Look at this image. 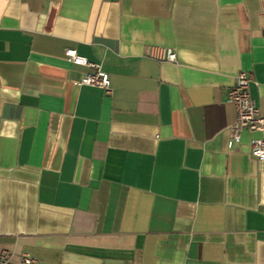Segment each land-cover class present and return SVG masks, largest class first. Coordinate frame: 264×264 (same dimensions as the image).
Wrapping results in <instances>:
<instances>
[{
	"label": "crops",
	"instance_id": "0c3cea01",
	"mask_svg": "<svg viewBox=\"0 0 264 264\" xmlns=\"http://www.w3.org/2000/svg\"><path fill=\"white\" fill-rule=\"evenodd\" d=\"M241 71L264 115V0H0V264H264Z\"/></svg>",
	"mask_w": 264,
	"mask_h": 264
},
{
	"label": "built area",
	"instance_id": "2783aa9c",
	"mask_svg": "<svg viewBox=\"0 0 264 264\" xmlns=\"http://www.w3.org/2000/svg\"><path fill=\"white\" fill-rule=\"evenodd\" d=\"M65 54L72 64L91 67L95 70L93 73L83 77L80 85L99 88L106 94L111 93V77L102 70L99 64L93 63L79 55L75 49H67ZM164 59L172 63L178 62L177 54L173 49L166 51ZM253 80L254 78L251 74L241 71L237 75L236 85L228 92L227 99L235 105L237 111V120L232 126V138L239 142L242 132L259 133V137L251 139V154L254 158L264 161V115L260 113V109L251 94ZM34 263H36L34 258L30 256L24 257V264ZM1 264H8L7 253L2 255Z\"/></svg>",
	"mask_w": 264,
	"mask_h": 264
}]
</instances>
